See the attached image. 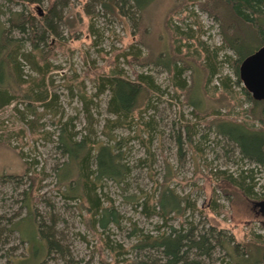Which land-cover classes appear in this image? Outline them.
I'll return each instance as SVG.
<instances>
[{
	"label": "rangeland",
	"instance_id": "374dc122",
	"mask_svg": "<svg viewBox=\"0 0 264 264\" xmlns=\"http://www.w3.org/2000/svg\"><path fill=\"white\" fill-rule=\"evenodd\" d=\"M50 1L23 4L17 0H0L1 21L8 26L10 9H26L40 17ZM107 1L104 0V3ZM104 3L98 0H70L62 10L63 20L58 25L61 44L55 45L57 37L51 36V45L45 47L52 53L45 76L49 91L47 103H35L36 114L19 113L16 107L21 110L24 107L18 100L0 109V139L8 140L0 141V175L15 177L7 182L0 179V211L12 215L19 208L20 192L26 185V179L18 176L24 177L27 161L33 164V169H45L49 173L42 182L40 193L44 198L38 208L44 216L55 213L59 217V237L68 253L65 258L52 255L47 264H115L116 261L131 264V260L138 255V251L131 247L137 235L156 234L158 225L162 223L158 216L143 214L140 207L146 198L154 203L162 182L170 184L180 195L196 200L198 207L207 211L204 214L188 211L184 216L171 219L170 224L179 226L182 221L191 220L200 228L213 225L223 229L236 242H245L246 234L264 235V213L255 203L264 199V166L242 159L238 149L209 129L204 122L209 121L210 116L204 121L199 120L192 113L194 107L182 103L189 95L175 96L178 93L176 81L165 65L130 63L131 57L126 60L123 54L139 49L144 56L149 53L153 57L159 56L161 61L172 59L174 54L167 55L171 50L172 37L165 21L175 0H157L145 11V23L148 25L145 44L137 42L132 19L106 8ZM177 12L175 20L184 15L181 10ZM186 13L190 15L181 25L196 29L199 39L217 55L218 73L211 85H218L221 78H228L236 100L239 103L245 101L246 96L241 92L244 84L242 80L236 84L235 65L226 60L227 54H235L229 48H219L222 45L219 23L197 4ZM14 33L18 35V32ZM24 47L30 49L28 44ZM113 62L127 78L134 79V71H138L150 76L155 85L154 93L122 126H114L116 116L107 110L110 91L107 89L101 93L98 82L100 74L108 72ZM24 72L31 73L35 78H40L42 74L26 63ZM203 72L204 75L199 71L184 70L180 78L193 85V96L202 98L201 109L210 106L219 108L213 103L215 98H211V93L207 95L203 89L207 77ZM219 93L214 97H218ZM221 97L226 99L224 94ZM220 110L224 112L225 108ZM66 120H72L80 136L87 135L92 141H118L125 161L131 167V173L122 184L106 180L101 187L105 200L114 201L122 215L121 226H112L109 231L111 242L123 246L116 245V253L103 247L83 205L64 200L57 186L54 169L65 157L56 148V140L62 122ZM191 123L196 133L189 138L186 125ZM221 171H226L227 175L249 177L252 198H246L241 190L226 180H218L223 176ZM17 179L23 181L18 183ZM215 200L223 205V211H218ZM210 206L214 207V211L208 210ZM135 227L137 231L132 234ZM19 228L23 229L28 242L33 245L31 260H39L45 246L37 240L32 219L21 221ZM20 239L17 233L10 236V242L0 249V264H6L7 254L15 255L13 258L24 254L26 244ZM214 262L234 264L231 257L219 248L215 250Z\"/></svg>",
	"mask_w": 264,
	"mask_h": 264
},
{
	"label": "trees",
	"instance_id": "16d2710c",
	"mask_svg": "<svg viewBox=\"0 0 264 264\" xmlns=\"http://www.w3.org/2000/svg\"><path fill=\"white\" fill-rule=\"evenodd\" d=\"M98 1L104 3V0ZM155 1L157 0H108L104 6L121 16L131 18L137 42L145 44L143 41L148 25L145 23L144 14ZM17 2L31 4L40 3L42 0ZM69 2L70 0H51L47 10L40 13V17L26 9H10L8 26L1 21L0 12V109L18 100L17 102L24 107V110L16 107L19 113L36 114L34 104L45 103L48 99V83L45 76L50 66L48 58L52 53L51 50H45V47L51 45V36L57 37L55 45L61 44L58 25L63 20L62 10ZM196 4L219 23L222 36V45L219 48L233 50L235 55L227 54L226 60L235 65L236 84H239L241 62L264 46V0H175L173 9L165 21L172 37L171 50L167 55L174 54L171 55L172 59L166 58V61H161L159 56L153 57L154 55L149 53L144 56L139 49L128 52L124 50L123 54L126 60L131 57L130 63L137 61L142 65L151 62L165 65V68L173 73L176 81L178 93L175 96L179 98L181 94L189 95L187 101L184 100L182 103L193 106L192 113L199 120L204 121L210 116L209 121L204 122L209 129L238 149L242 159L264 166V99L253 98L243 87L241 92L246 99L239 103L228 78H221L218 85H211L218 73L217 55L199 39L196 29L181 25L190 15L186 13L188 9ZM177 10H181L184 15L175 20ZM14 32H18V35L16 36ZM196 40L198 42L194 43ZM27 44L30 46L29 50L24 49ZM135 46L138 44L135 43ZM25 63L37 73H42L41 77L35 78L31 73H25ZM188 69L192 72H202L203 75V70L206 72L203 89L207 95L211 93V98H215L213 103L219 105V108L210 106L205 110L201 109L202 98L200 100L199 97L193 96L191 92L193 85L180 78L184 70ZM98 82L101 93L107 89L110 91L107 110L116 116L113 120L114 126H122L128 118H133V114L141 108L148 96L154 93L155 87L150 76L138 71H134V79L127 78L124 72L117 68L116 62L109 66L108 72L100 74ZM218 92L220 96L214 97ZM223 94L226 99L221 97ZM220 108H225V111L221 112ZM186 128L189 138H192L196 133L194 124H187ZM179 144L182 146V141ZM56 148L65 157L54 169L62 198L83 205L88 214V221L97 231L103 247L112 252L116 251L117 246L122 248V245L116 246L111 242L109 233L112 226H121V212L114 201L105 200L101 191L104 181H113L120 185L131 173V167L125 161L119 142L92 141L87 135L80 136L72 120H66L59 128ZM20 155L25 160L22 152ZM25 165L24 177L18 176L26 179V185L20 192L19 208L12 215L0 211V249L10 242L13 233H17L20 241L26 244L25 252L15 258H13L15 255L7 254L6 264H47L52 255H61V258H65L68 253L59 237L57 227L59 217L55 213L49 214V217L44 216L38 208V204L44 198L40 193L42 182L49 173L45 169H33V164L27 161ZM220 173L223 176L217 178L218 180L220 178L226 180L241 190L246 198H252L249 177L242 174L227 175L226 171ZM8 176L1 174L0 179L7 182L8 179L15 178ZM22 181L17 179L18 183ZM215 204L218 211L224 210L223 205L216 200ZM140 207L143 214L158 216L162 223L158 225L156 234L137 235L131 247L138 251V255L136 259L131 260V264H216L214 253L218 248L224 250L234 264H264V235L246 234L245 242H236L223 229L213 225L200 228L191 220H184L179 226L170 224L171 219L184 216L188 211L193 214L207 213L198 207L196 200L187 195H180L170 184L162 182L154 203H150V198H146ZM213 208L210 206L208 210L214 211ZM26 218L32 219L39 238L37 240L45 246V251L37 261L31 260L34 254L33 245L28 242L23 229L19 230L20 222ZM136 231L137 227L132 234ZM12 249L14 250V247ZM115 264L120 262L116 261Z\"/></svg>",
	"mask_w": 264,
	"mask_h": 264
},
{
	"label": "water",
	"instance_id": "95a60500",
	"mask_svg": "<svg viewBox=\"0 0 264 264\" xmlns=\"http://www.w3.org/2000/svg\"><path fill=\"white\" fill-rule=\"evenodd\" d=\"M240 78L244 87L257 100L264 99V46L249 55L239 67ZM264 213V199L255 202Z\"/></svg>",
	"mask_w": 264,
	"mask_h": 264
}]
</instances>
